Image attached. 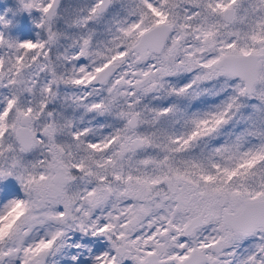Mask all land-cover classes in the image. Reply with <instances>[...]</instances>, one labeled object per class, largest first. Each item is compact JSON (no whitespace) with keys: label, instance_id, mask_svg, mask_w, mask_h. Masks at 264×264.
Returning <instances> with one entry per match:
<instances>
[{"label":"snow or ice","instance_id":"obj_1","mask_svg":"<svg viewBox=\"0 0 264 264\" xmlns=\"http://www.w3.org/2000/svg\"><path fill=\"white\" fill-rule=\"evenodd\" d=\"M0 264H264V0L5 7Z\"/></svg>","mask_w":264,"mask_h":264},{"label":"rangeland","instance_id":"obj_2","mask_svg":"<svg viewBox=\"0 0 264 264\" xmlns=\"http://www.w3.org/2000/svg\"><path fill=\"white\" fill-rule=\"evenodd\" d=\"M66 4H82L87 2V0H64ZM16 0H1L0 12L3 11L5 7L15 8ZM8 16L13 19L14 25L12 27L13 34H19L21 31L26 30L30 21L26 14H17L13 17L12 13L9 12Z\"/></svg>","mask_w":264,"mask_h":264},{"label":"trees","instance_id":"obj_3","mask_svg":"<svg viewBox=\"0 0 264 264\" xmlns=\"http://www.w3.org/2000/svg\"><path fill=\"white\" fill-rule=\"evenodd\" d=\"M0 4H1V0H0Z\"/></svg>","mask_w":264,"mask_h":264}]
</instances>
